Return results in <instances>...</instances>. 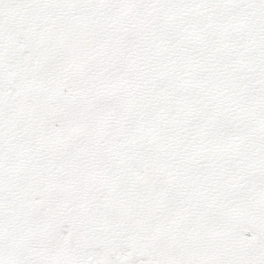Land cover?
<instances>
[{
    "label": "snow or ice",
    "instance_id": "obj_1",
    "mask_svg": "<svg viewBox=\"0 0 264 264\" xmlns=\"http://www.w3.org/2000/svg\"><path fill=\"white\" fill-rule=\"evenodd\" d=\"M0 264H264V0H0Z\"/></svg>",
    "mask_w": 264,
    "mask_h": 264
}]
</instances>
